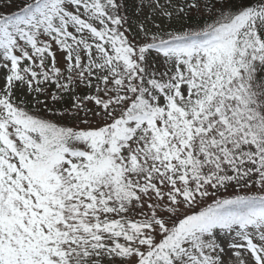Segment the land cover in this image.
I'll return each mask as SVG.
<instances>
[{
  "label": "snow or ice",
  "instance_id": "snow-or-ice-1",
  "mask_svg": "<svg viewBox=\"0 0 264 264\" xmlns=\"http://www.w3.org/2000/svg\"><path fill=\"white\" fill-rule=\"evenodd\" d=\"M135 7L0 12V264H264V0Z\"/></svg>",
  "mask_w": 264,
  "mask_h": 264
},
{
  "label": "rangeland",
  "instance_id": "rangeland-1",
  "mask_svg": "<svg viewBox=\"0 0 264 264\" xmlns=\"http://www.w3.org/2000/svg\"><path fill=\"white\" fill-rule=\"evenodd\" d=\"M22 1L25 2V0H13V4H12L11 8H0V12H11L12 10L17 9L19 4H21L20 2H22ZM128 1H129L128 15L133 18L132 22L135 23V21H136V17H135L136 7H135V5L140 3V0H128ZM162 2H163V0H162ZM144 3L146 5L148 3V0H144ZM147 12H148V9H147V7H145L144 13L146 14ZM192 17L194 18V21L198 20V17L195 13H193ZM195 18H197V19H195ZM140 19H143V15L140 17ZM0 72H2V70H0ZM241 194H243V193H241ZM222 195H224V194L222 193Z\"/></svg>",
  "mask_w": 264,
  "mask_h": 264
},
{
  "label": "trees",
  "instance_id": "trees-1",
  "mask_svg": "<svg viewBox=\"0 0 264 264\" xmlns=\"http://www.w3.org/2000/svg\"><path fill=\"white\" fill-rule=\"evenodd\" d=\"M21 4H19V6L18 7H20V6H22L23 5V3H24V1H22V2H20ZM127 3L129 4V1L127 0ZM18 9V8H17ZM17 9H14V10H12V11H15V10H17ZM193 18V17H192ZM195 19H197V18H195ZM193 21H194V18H193ZM197 20H195L194 22H196Z\"/></svg>",
  "mask_w": 264,
  "mask_h": 264
}]
</instances>
